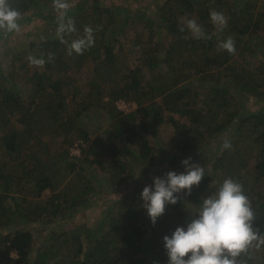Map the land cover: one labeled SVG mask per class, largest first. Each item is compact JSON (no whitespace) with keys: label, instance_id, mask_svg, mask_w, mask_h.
I'll use <instances>...</instances> for the list:
<instances>
[{"label":"trees","instance_id":"trees-1","mask_svg":"<svg viewBox=\"0 0 264 264\" xmlns=\"http://www.w3.org/2000/svg\"><path fill=\"white\" fill-rule=\"evenodd\" d=\"M36 1L8 4L25 18ZM82 2L68 11L76 31L64 34L67 44L55 36L32 43L33 54L46 63L42 79L37 72L26 77L27 96L14 91L12 73L0 69V264H168L164 236L198 218L190 208L201 207L226 178L242 185L254 213L253 229L264 237V108L246 110L231 95L237 89L264 99V57L252 69L233 60L245 36L264 33V1L258 6L256 0H161L156 16L145 24L157 26L168 41H146L133 30L127 40L136 54L131 65L114 45L126 36L125 28H134L129 23L135 15ZM212 10L227 17L223 31L211 23ZM192 14L211 39H184L190 34L179 29ZM30 15L52 20L40 10ZM85 26L94 30V45L83 55L68 56V45L83 36ZM219 33L235 39L234 54L217 50ZM9 34L0 30V38ZM85 66L93 67V78L82 92L69 74ZM195 77L198 90L191 89ZM68 97L75 104L65 109L62 100ZM119 100L135 108L123 111L116 105ZM96 109L106 112V126L85 124L82 115ZM235 120L231 152L219 156L218 167L205 172L191 195L166 205L155 225L141 199L124 195L96 226L61 228L99 196V187L131 179L135 167L140 174L148 172L157 157L150 138L163 122L178 136L174 144L183 156ZM99 130L101 135L93 136ZM75 146L80 155L71 153ZM23 222L50 230L41 238L34 229L13 226ZM237 264H264V243L254 242Z\"/></svg>","mask_w":264,"mask_h":264},{"label":"rangeland","instance_id":"rangeland-1","mask_svg":"<svg viewBox=\"0 0 264 264\" xmlns=\"http://www.w3.org/2000/svg\"><path fill=\"white\" fill-rule=\"evenodd\" d=\"M78 0H68L70 3V8L75 7V3ZM82 5L90 6L92 4H99L100 6H112L119 7L120 11H128L130 14H134L131 17V22L134 28H125L124 37H120L119 40L115 41L114 50L118 53H124L128 57V63L133 64V60L136 58V54H132L129 51L131 47L130 43L127 42L129 37L134 36L133 30L143 33L144 40H151L153 42H158L159 44L166 43L168 38L161 34V31L157 29V26H149L145 24V20L156 16L157 5L161 0H82ZM261 0H256L259 6ZM264 1V0H263ZM38 2V3H37ZM42 4V5H40ZM40 10L46 16L52 18V20H46L39 17L31 16L32 11ZM151 16V17H150ZM59 13L54 8L53 2L47 3L42 1H36L35 6L27 13V17L20 18L17 22L20 26L19 31H11L7 37L0 38V69L1 72L12 73L16 92H20L22 96H27L30 92V84L26 77L33 72H37V78H43L44 72L42 67L33 66L29 57L37 58L32 52V43H36L44 39L46 36L57 37V28ZM189 19H195V14H192ZM218 34V33H217ZM225 33H219L216 35V40L218 43L225 40L228 37ZM160 39H157L159 38ZM162 39V40H161ZM167 39V40H166ZM235 40V39H234ZM245 40V41H244ZM31 50V51H30ZM264 57V33L258 34L256 37L253 35L245 36L242 42L237 47V53L234 55L233 60L245 68H254ZM38 59V58H37ZM93 67L85 66L78 72H72L69 74L70 77L74 78L75 85L79 86L78 91L82 92L87 90L85 84L93 78ZM193 85L191 83L192 90H198L195 86L197 83V78H194ZM13 84V83H12ZM11 84V86H12ZM13 84V85H14ZM78 91L75 92L76 98L80 97ZM80 91V92H81ZM74 92V90L72 91ZM231 95H234V99L241 100L242 105L246 110H256L259 108H264V99L259 98L257 95H243L237 89H233ZM63 107L73 108L75 102H70L69 97L63 99ZM25 103L27 101L25 100ZM119 109L123 111H130L135 108V103L125 102L124 100H119L116 102ZM166 114V113H164ZM176 119L178 115L174 114ZM84 122L89 127H94L95 124H101L102 126L107 125V114L105 111L100 109L90 110L88 113L82 115ZM235 120L232 124L223 129L216 136H213L209 143L198 146L191 151L192 153H187L180 156L177 148L174 144L175 139L178 137L173 133V128L169 123H162L156 128V135L150 138L152 145L154 146V152L156 154V159L154 164L148 169L144 175L139 173V168H134V174L129 180H124L119 185H111L107 187H99V196H95L90 205L78 212L75 218H71L64 222L61 226L62 229H68L70 227H78L79 230L89 227L96 226L105 216L110 209L114 208L117 200L122 199L125 195H130L131 197H137L141 199V193L145 186H153V179L155 177H164L169 171H174L177 174L183 173L185 171L182 161L189 157L192 158V162L199 164L205 169V172L211 174L213 168L218 167L217 162L219 161V156L224 153H230L232 148L227 150H222V144L225 140L231 141L236 137V123ZM101 130L95 131L93 136H100ZM48 137H44L43 140ZM231 143V142H230ZM54 151V150H53ZM79 147L75 146L71 149L73 155H80ZM220 171V170H219ZM216 175L219 177L220 173L217 171ZM154 187V186H153ZM260 188L264 189V182L260 184ZM142 200V199H141ZM143 202V200H142ZM189 213H198L200 207L195 206L190 208ZM16 228L27 227L34 229L38 232L39 236H45L49 232V225H40L38 223H17L14 224ZM52 226V225H51ZM42 238V237H41Z\"/></svg>","mask_w":264,"mask_h":264},{"label":"clouds","instance_id":"clouds-1","mask_svg":"<svg viewBox=\"0 0 264 264\" xmlns=\"http://www.w3.org/2000/svg\"><path fill=\"white\" fill-rule=\"evenodd\" d=\"M53 4L59 13L57 38L62 44H67L64 34L76 31L74 20L68 17L70 3L68 0H53ZM20 15L10 7L8 0H0V30L19 31L17 21ZM209 15L218 31L228 26V19L222 12L212 10ZM185 30L190 36L184 39H211L195 19L184 21V27L179 31L183 33ZM93 31L91 26H85L83 36L68 45L67 55H83L91 48L94 45ZM217 50L234 54V39L228 37L220 41ZM29 61L36 67H43L46 63L44 59L35 57H29ZM230 148V141L225 140L222 150ZM181 163L185 169L183 173L169 171L162 178L155 177L154 187L145 186L141 193L142 207L153 225L164 214L166 205L177 204L181 195H191L192 187L198 186L205 175V169L192 162L191 157ZM197 215L198 218L188 223L186 229L177 227L171 236H164L168 264H237V258L247 252L254 242L259 240L264 243V237L258 236L253 229L254 213L243 194L242 185L231 178L224 179L214 195L203 199Z\"/></svg>","mask_w":264,"mask_h":264}]
</instances>
